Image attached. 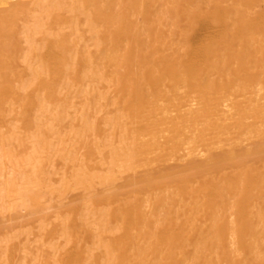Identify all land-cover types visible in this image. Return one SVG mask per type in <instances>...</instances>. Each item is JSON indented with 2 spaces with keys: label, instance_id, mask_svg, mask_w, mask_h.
<instances>
[{
  "label": "bare ground",
  "instance_id": "6f19581e",
  "mask_svg": "<svg viewBox=\"0 0 264 264\" xmlns=\"http://www.w3.org/2000/svg\"><path fill=\"white\" fill-rule=\"evenodd\" d=\"M0 264H264V0H0Z\"/></svg>",
  "mask_w": 264,
  "mask_h": 264
}]
</instances>
